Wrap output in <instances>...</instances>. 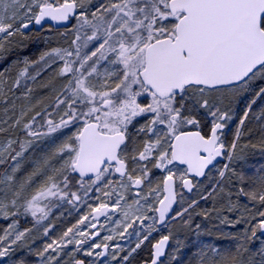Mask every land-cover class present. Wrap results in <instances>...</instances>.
<instances>
[{"label": "snow or ice", "instance_id": "obj_1", "mask_svg": "<svg viewBox=\"0 0 264 264\" xmlns=\"http://www.w3.org/2000/svg\"><path fill=\"white\" fill-rule=\"evenodd\" d=\"M71 19L76 24L70 46L45 51L37 61L25 59L7 92L4 86L11 65L0 70V101L4 103H8V93L20 87L22 77L35 80L39 75V71L29 74L30 65L42 62L47 68L60 61L57 76L66 80L52 104L39 110L40 101L20 105L18 114L13 111V116L0 119V133L19 128L25 134L23 140L9 137L0 143V165L9 157L15 161L11 174L5 169L0 178V214L4 219L15 217L17 213L10 212L9 206L16 208L22 193L33 187L37 177L45 176L22 205L37 224L48 218L51 198L73 208L83 205L89 211L58 238L49 235L52 225L44 227L48 242L34 252L29 246V254L39 257L40 264H62L60 253L73 246L74 253L95 257L92 264H97L111 248L113 261L131 264L137 250L150 241L157 223L164 224L169 217L176 220L188 215L191 219L189 209L195 200L180 211L173 208L178 202L177 180L192 192L193 179L204 177L218 158L230 162L239 158L236 149L242 133L238 128L231 144L222 138L232 116L218 106L216 94L251 91L254 98L247 106L249 111L257 98H264V87H253L256 81H264V0H101L94 6L93 0H0V65L8 61L17 37L27 39L33 25ZM27 91L30 94L32 89ZM10 107L17 108L15 100ZM3 111L7 114L9 109ZM54 114L58 119H53ZM247 117L245 111L241 125ZM141 118L145 122L138 125ZM65 129L70 134L17 181L19 158L31 146L30 138L51 137ZM16 144L18 151L13 147ZM56 158L62 163L51 168ZM153 170L165 173L155 187ZM228 172H234L230 163L223 165L219 176L224 178ZM238 179L243 182V177ZM240 196L256 208L253 212L244 204L243 219L235 221L251 225L244 231V243L237 247V252L241 248L248 252L247 242L257 236V230L264 232V175L247 189L240 187ZM91 199L94 204L88 203ZM238 207L232 204L230 192L228 211ZM149 212L157 215L149 216ZM117 213L122 219L113 220ZM149 220L152 224L146 223ZM109 222L118 226L119 230L112 231L121 239L126 233L135 236L134 247L125 250L111 243L113 235L95 242L101 236L98 228ZM137 224L140 231L134 228ZM17 225L13 220L0 235V264H29L16 253L18 242L31 229L19 231ZM169 239L164 235L152 245L145 264H163ZM213 253L211 264H238L235 256L216 249ZM252 256L259 259L251 264H264V244ZM71 264L85 261L73 255ZM201 264H206V258Z\"/></svg>", "mask_w": 264, "mask_h": 264}, {"label": "rangeland", "instance_id": "obj_2", "mask_svg": "<svg viewBox=\"0 0 264 264\" xmlns=\"http://www.w3.org/2000/svg\"><path fill=\"white\" fill-rule=\"evenodd\" d=\"M101 0H93V6L100 3ZM76 21H74L73 25L68 28V30L60 32V33H50L47 29H45L41 33H34V31L28 32V38H20L17 37V43L12 46V52L8 56V61L5 62L4 65H0V70L3 67H7L11 65L10 71L6 73L7 84L4 86L5 92H7L8 87L11 86L12 81L17 77L18 72L25 65L23 61L28 59L29 61H37L41 54L45 51H48L52 48L61 47L68 48L71 44V41L75 39V31L74 25ZM63 33V35H62ZM90 34V33H89ZM94 42L89 44V48L93 47ZM85 52L88 49H84ZM15 62L14 64L12 62ZM62 66V62L57 61L56 64H53L51 67L43 68L42 62L41 64H33L29 66V74L36 75L37 71H39V75L36 76L35 80L28 79L27 77L21 78V85L19 88H13L12 92L8 93V103H4L0 101V119H7L9 116H13V111L18 114L19 106L24 104H36L37 101H40V104L37 108L45 107L46 105H50L53 103L54 97L56 94L62 89L66 80L57 76V72L59 68ZM263 81H256L253 87L258 90L259 87H262L264 83ZM31 88L32 91L29 94L28 89ZM14 93V95H13ZM27 94L28 98L25 99V95ZM219 99L217 100L218 106L221 107L222 110L228 111L232 116V120L227 123L226 127L223 129V139L230 132L232 133V141L236 139V132L239 128L242 133L243 125L240 124V120L244 118L245 111L248 110V104L251 103V100L254 98L253 93L251 91L248 92H225L223 94H216ZM15 100L17 108L13 110L10 105L11 102ZM8 108L9 111L7 114L3 111V109ZM51 111V108H49ZM32 113H30L31 115ZM239 117V118H237ZM14 119V117H13ZM39 119V118H38ZM53 119H58L56 114L53 115ZM207 119V118H206ZM144 119L138 120V125L144 123ZM11 123V121H9ZM7 127V125H4ZM70 134V130H62L61 132H57L52 134L51 137H41V138H30L32 139V144L28 148V150L24 153V156L20 159L21 168L20 171L15 174L16 180L19 181L27 176L34 168L37 161L41 160L45 156L52 153L55 147L62 142V140ZM11 137L12 139L23 140L25 138V134L19 129H11L8 132L0 133V143L4 142L7 138ZM240 138L237 142V147L239 146ZM13 147L18 151L19 145H13ZM245 149V146H241L239 151L241 154L237 157L238 159H234L233 161H229L227 158L223 163L214 167L211 171L208 172L206 178L201 181H195V191L192 195H188L184 192L182 188H180V181L177 180L178 184V209L177 211L182 210V208L187 207L188 204L192 203L193 200H196L198 196L203 195V191L209 188L210 183L218 184L221 180L219 176V170L223 168V165L226 163H233V167L235 168L238 163L245 166L247 171L251 172L248 174V178L251 180L257 179L258 176L264 175V172L260 173V169L264 168L262 164L263 157L257 158L256 156H247L243 155L242 152ZM62 163V160L59 158L53 159L51 162V168H59ZM15 164V161H12L9 157L8 161L0 165V178H2L5 173V169L8 170V173L11 174V166ZM181 170L183 167L179 166ZM235 170V169H234ZM48 174H51V169H49ZM165 173L159 170H153V187L156 186L158 182L163 179ZM45 176H40L36 178V182L32 188L26 190L22 193V197L18 200L16 208H11L9 206L10 212H16L17 215L15 217L9 216L8 219H4L3 215L0 214V235L4 234V231L8 228V225L12 223L13 220L18 221V230L24 231L25 229H31L30 232L26 233L23 241L18 242L20 245L19 251H17L16 256L23 255L28 260L29 264H40V258L29 254V246L31 250L34 252L36 249H42L45 242H48L49 238L43 236L44 227H48L52 225V230L50 231V237L58 238L63 231H65L68 227H71L75 224L79 218L87 214L89 209L83 205L78 206V208H73L72 205L68 204L66 201H60L57 198H51L50 207L51 210L49 212L48 218L46 220H42L39 224L36 223V218L33 217L30 213H25L24 207H22L24 203V198L28 197L29 193L35 191V187H37L43 180ZM217 180V181H216ZM245 180V181H244ZM247 178L243 179L245 183ZM238 183V184H239ZM3 187V185H0ZM73 190H76L73 188ZM147 191V189H146ZM235 195L231 194V202L235 205L234 198ZM11 198V197H9ZM43 203H49V201H44ZM88 203H95L94 199L88 201ZM226 208L224 207V211L220 215V220H218V224H212L208 226L203 223H197L194 226V219L196 218V213L191 212V208L189 209V214L191 219H188V215H186L183 219L177 218L176 220L171 219L167 225L166 230L157 229L152 233L150 237L151 243L156 241L163 234H167L171 237L172 245L168 252L166 258L162 261L163 264H201V259L206 258V264H211V259L214 255L213 249L220 251L222 254L227 253L231 256H235L237 258V262L243 260L244 264H251L253 260L258 261L259 257H253L252 253L258 250L262 244H264V235L260 230H257V236L250 241L247 242L246 246L249 251L244 252L243 248L237 252V247L240 244H243L242 240L245 229L251 227V225L244 223H235L237 219H243L241 213L243 209L238 207L233 211H228L229 205V195L225 201ZM259 206L257 205V208ZM253 212L256 211V208L251 209ZM225 214V217L222 215ZM39 215V214H38ZM149 216L156 215L155 213H148ZM227 218L225 223H221L222 220ZM113 220L122 219L119 213L114 214L112 217ZM184 220H188V223L185 224ZM103 222V219L101 220ZM201 222V220H200ZM147 224H152V221L149 220L146 222ZM199 225V228H197ZM118 228L117 225L112 223H106L104 228H98L101 232V236L96 238L97 243L102 241L103 236L113 235L115 240L111 243L122 245L125 250L130 247H134L136 243V237H128L127 233L125 234V239H121L116 232H113L112 229ZM134 228L137 231H140V225H134ZM218 232L219 238L212 239L211 231ZM129 232H132L133 229H129ZM222 234V237L220 236ZM15 233H13V236ZM214 234H212L213 236ZM248 236H251V232H248ZM214 237V236H213ZM11 239V238H10ZM10 239L8 243H10ZM223 240H228L229 244L221 245ZM34 241V242H33ZM92 241H90L91 243ZM16 248V245L12 246ZM85 250H87L88 245L84 246ZM99 251V250H97ZM111 251L109 249V254L104 260H97V264H117L116 261L111 259ZM125 252H121L120 255H124ZM75 255L77 257H84L88 264H92L93 260H96L95 257H87L83 255V252L74 253L73 246H69L64 252L60 253L62 258V264L64 262H68L71 264V258ZM14 256L12 259H16ZM175 256L176 260H172L171 257ZM102 261V262H101ZM101 262V263H100ZM6 264H11V261H6Z\"/></svg>", "mask_w": 264, "mask_h": 264}, {"label": "trees", "instance_id": "obj_3", "mask_svg": "<svg viewBox=\"0 0 264 264\" xmlns=\"http://www.w3.org/2000/svg\"><path fill=\"white\" fill-rule=\"evenodd\" d=\"M262 83H264V81ZM262 87H264V85ZM262 110H264V98H257L256 103L252 105L251 110L248 112L247 119L244 121L242 135L240 136V143L236 149V155L239 156L241 154L239 148L241 146H245L242 154L249 157H263L262 164L264 165V116L261 115ZM242 163L243 162L240 164L238 163L235 168L232 166L233 163H230L231 168L235 169L234 172H228L224 178H221L217 186L212 190L211 188L214 186L215 182L210 183L208 185L209 188L203 191V195L197 197V199L200 198V200L190 210L191 212L196 213L194 226L197 223H203V221L205 225L207 224L208 226L212 224V221H214V224H218L220 215L226 206V198L230 192L231 194L235 195V205H239L241 206L240 208L243 209L242 206L244 204H248L250 209L253 208V202L249 201L247 197H237V192L240 187H245L247 189V187L256 180H251L248 178V174L251 172L247 171ZM238 177H243V179L247 178L248 181L245 183H239L241 180L238 179ZM203 196L206 197L203 199ZM222 216L225 217V214ZM211 233L214 234V237L211 234L212 239L219 238L217 230H212ZM220 236L222 237V234ZM220 242L221 243L218 244L219 247L221 245L229 244L228 240L221 241L220 239ZM150 243L151 241L146 242L139 250H137V253L134 254V257L131 260V264H145V262L149 260L151 254Z\"/></svg>", "mask_w": 264, "mask_h": 264}, {"label": "water", "instance_id": "obj_4", "mask_svg": "<svg viewBox=\"0 0 264 264\" xmlns=\"http://www.w3.org/2000/svg\"><path fill=\"white\" fill-rule=\"evenodd\" d=\"M72 23H73V19H71V20L68 21L67 23H61V24H56L55 22H51V21H49V22L45 23L42 27H41V26L33 25V26L30 28L29 32L32 31V30H35V31H41V30H43V28H45L46 26H50V27H52V28H54V29L67 28V27H69ZM224 159H225V157L218 158V160H217L216 162H214V166H216V164H217L218 162H220L221 160H224ZM214 166H209V169H206V173L208 172V170L212 169ZM204 177H205V176H204ZM204 177H195V178H196V179H203ZM190 178H191V177H190ZM193 183H194V182H193ZM182 189L184 190L185 193H187V194H192L195 188L192 190V192H188V191H187L186 189H184L183 187H182ZM176 192H177V185H176ZM177 201H178V194H177ZM177 203H178V202H177ZM177 203L173 205V208H174V209L176 208ZM157 206H158V205H157ZM173 213H174V212H173ZM173 213H172L171 215H173ZM156 215H157V214H156ZM101 219H103V218H101ZM169 220H170V217L166 220V222H165L164 224H159V223H157L156 226H157L158 228H163V227L166 226V224H167V222H168ZM261 233L264 235V232L261 231ZM161 238H162V237H161ZM161 238H160V239H161ZM160 239H158L157 241H155L153 244H155L156 242H158ZM169 246H170V239H169V241H168V244H167L166 247H165V253H166V254H167V251H168V249H169ZM152 251H153V248H152ZM107 255H108V254H106V256L103 257V258H101V259H105V258L107 257ZM165 257H166V255H165L164 257H161V261H162ZM79 259H83V258H79ZM83 260L85 261V259H83ZM85 264H86V261H85Z\"/></svg>", "mask_w": 264, "mask_h": 264}, {"label": "flooded vegetation", "instance_id": "obj_5", "mask_svg": "<svg viewBox=\"0 0 264 264\" xmlns=\"http://www.w3.org/2000/svg\"><path fill=\"white\" fill-rule=\"evenodd\" d=\"M45 29H47L48 31H50V33H60V32H63V31H67L68 29H53V28H51L50 26H46L45 27ZM44 31V30H43ZM43 31H41V32H43ZM41 32H36V31H34V33H41ZM232 133H228L227 134V136L225 137V141L228 143V144H231V142H232ZM225 160H222V161H220L216 166H218V165H220L221 163H223ZM212 169H210L209 171H211ZM208 171V172H209ZM208 172H207V174H208ZM207 176V175H206ZM203 179H205V178H203ZM203 179H196V178H194V183H195V181H201V180H203ZM176 183H177V181H176ZM180 188H182V186H181V184H180ZM177 190H178V184H177ZM177 209H178V207H177ZM177 211V210H176ZM168 225V224H167ZM167 225L162 229V230H166V228H167ZM164 235H167V234H163V235H161V237H163ZM169 236V235H168ZM170 237V236H169ZM160 238V237H159ZM171 238V237H170ZM158 240V239H157ZM78 258H84V257H77V259Z\"/></svg>", "mask_w": 264, "mask_h": 264}, {"label": "bare ground", "instance_id": "obj_6", "mask_svg": "<svg viewBox=\"0 0 264 264\" xmlns=\"http://www.w3.org/2000/svg\"><path fill=\"white\" fill-rule=\"evenodd\" d=\"M247 111L249 112V110H247ZM237 118H239V117H237ZM239 119H240V118H239ZM244 121H245V120H244ZM231 137H232V136H231ZM232 138H233V137H232ZM216 186H217V184L215 183L214 186L211 188V190L214 189ZM203 197L205 198L206 196H203ZM204 198H203V199H204ZM201 199H202V198H201ZM199 200H200V198L196 199L195 201L198 202ZM154 242H155V241H153L152 243H150V245H151V252H152V245H153ZM171 245H172V241H171V238H170V246H169V250H170V248H171ZM100 260H103V259L100 258ZM149 260H150V258H149ZM149 260H148V261H149ZM85 261H86V264H88V261H87V260H85Z\"/></svg>", "mask_w": 264, "mask_h": 264}]
</instances>
